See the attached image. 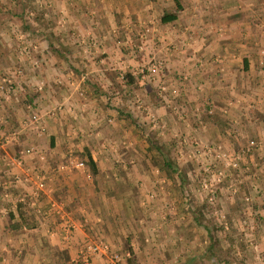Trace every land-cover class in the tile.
<instances>
[{
	"label": "rangeland",
	"instance_id": "374dc122",
	"mask_svg": "<svg viewBox=\"0 0 264 264\" xmlns=\"http://www.w3.org/2000/svg\"><path fill=\"white\" fill-rule=\"evenodd\" d=\"M170 1L0 0L1 250L26 256L21 240L41 224L56 236L65 210L88 241L77 261H66L70 244L53 250L63 264H264V76L252 93L222 83L213 62L199 66L187 44L196 39L161 22ZM149 138L172 159L171 175ZM84 147L107 164L97 178ZM62 162L86 192L70 210L47 175ZM49 197L44 214L37 202Z\"/></svg>",
	"mask_w": 264,
	"mask_h": 264
},
{
	"label": "crops",
	"instance_id": "0c3cea01",
	"mask_svg": "<svg viewBox=\"0 0 264 264\" xmlns=\"http://www.w3.org/2000/svg\"><path fill=\"white\" fill-rule=\"evenodd\" d=\"M183 1L184 0H179L181 8L177 10L176 4V9H172V12H176L177 10V19L163 22L161 17L162 24L165 26H171L172 23H175L179 25V27L187 29L188 35L196 39L195 41H192V43L187 42V44H190L191 48L189 49L198 52L200 57L199 66H203V68L207 70L209 69V64L213 62L216 65V70H226L223 75L227 76H225L224 79H221L222 83L223 80L224 82L228 80L230 83H236L238 86L243 84V88L246 91L258 93L253 91L259 90L257 82L259 81V78L261 79L262 76H264L260 74L261 72H264V60H262L259 52L260 48L264 47V0ZM151 2L156 7L162 6L163 3H165V5L171 3L170 0H151ZM170 7L173 6L171 5ZM165 13L170 12L164 8L162 15ZM241 40H243V44L241 43ZM52 147V150L56 149L55 145H52ZM85 148L89 149L97 164L98 173L93 175L90 172L94 178H97L99 174L102 175L105 172L104 169L107 164L101 159L99 160L94 149L89 147H84L81 155L86 156ZM30 159H32L31 156ZM31 161H27L26 165ZM20 162L22 163V161ZM47 175L48 178L53 181V188L63 191V196L66 198L64 205H68L67 209H71L72 205L69 201L73 200L75 196H85L86 192L84 189H80L79 193L76 192L77 185L80 183V176L78 171L75 170V165H68L62 162L57 165L55 169L49 170ZM81 184L84 183L81 181ZM50 199L52 198L41 199L37 202V206H44L45 210L48 208L46 203H48ZM28 204L31 205L30 202H28ZM27 211L29 212L30 210L28 209ZM64 211L59 214V221L53 227L55 230L57 229L56 236L49 235L47 230L43 228L44 225L41 224L42 227L33 228L37 232L36 235L21 240L22 245L20 244V246L27 248L28 254L26 256L24 253L20 254V256H16V254H11L10 251L5 252L3 249H0V264H11L10 261H15L16 263L21 261L20 264H51L52 261H56L59 264H63L65 259L63 262L61 257L59 258L56 256L54 251L59 248L65 249L64 247L69 246V244L70 250L73 254L71 253L70 258L66 261L69 263L77 261V259L80 260L79 257H83L84 255L78 254V252L80 248L85 247V244L88 241L86 238L87 234L83 228L82 219H79L75 215V212H70V215L73 216L71 217ZM86 213H88V211H86ZM44 214L49 213L45 210ZM24 220L25 219H23V221ZM23 223L25 224V221ZM25 226L24 228H26ZM67 228H71L70 237L66 235V239L64 238L65 240L61 237H57L59 236V232L63 230H66L67 232ZM65 241H67V243ZM24 251L25 249L21 248L19 253ZM12 258H14V260ZM100 260L103 261L97 256L93 261L94 263L95 261L96 263H99L101 262ZM104 261L110 263L109 259L105 258ZM104 261L102 262L103 264H105Z\"/></svg>",
	"mask_w": 264,
	"mask_h": 264
},
{
	"label": "trees",
	"instance_id": "16d2710c",
	"mask_svg": "<svg viewBox=\"0 0 264 264\" xmlns=\"http://www.w3.org/2000/svg\"><path fill=\"white\" fill-rule=\"evenodd\" d=\"M181 8V4L180 2L177 0V10ZM177 10L176 12H170V13H165L162 16V21L163 22H169V21H173L177 19ZM39 19L41 20V18L39 17ZM42 21V20H41ZM43 22V21H42ZM52 46H54V44L51 43ZM134 47L138 50V46L136 44H134ZM61 51V50H60ZM128 80V84L134 85L136 87H138V79L136 74H132V73H128L127 75ZM141 76V74L139 75ZM35 98V95L30 96L29 101L32 102V100ZM118 117L119 118H132V114L130 111L125 110V109H121L118 108ZM133 119V118H132ZM134 121V119H133ZM149 143H151V145H153L155 148L151 149V152L155 155V156H159L161 155L162 157V163H161V168L168 174L171 175V171H175V166L174 163L172 161V159L168 156L167 151L165 150V148L161 145H158L156 141H154L153 138H149ZM53 145V144H52ZM85 155L87 156V162L88 165L90 167V170L92 172V174H97L98 173V168H97V164L93 158V156L91 155L90 151L88 148H85ZM197 219H200L199 222L200 224H204V220L202 219V217L200 218L199 216H197ZM214 242V240H213ZM79 264H84L79 263Z\"/></svg>",
	"mask_w": 264,
	"mask_h": 264
},
{
	"label": "built area",
	"instance_id": "2783aa9c",
	"mask_svg": "<svg viewBox=\"0 0 264 264\" xmlns=\"http://www.w3.org/2000/svg\"><path fill=\"white\" fill-rule=\"evenodd\" d=\"M155 70L157 69V66L154 68ZM79 165H84L83 162H80ZM39 177V176H38ZM18 179H20L19 175H18ZM40 180H38L36 182V185L34 186V188L37 190H35V193H38V191H42L45 187H46V182L44 180V178H39ZM23 200H24V196H22ZM34 204V202H32ZM89 249L92 251V252H97L99 250V245H94V244H89ZM114 257L116 259V261H119L120 260V255L119 254H114Z\"/></svg>",
	"mask_w": 264,
	"mask_h": 264
}]
</instances>
